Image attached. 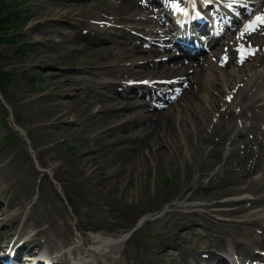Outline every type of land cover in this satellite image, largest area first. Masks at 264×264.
Here are the masks:
<instances>
[{
  "label": "rangeland",
  "instance_id": "rangeland-1",
  "mask_svg": "<svg viewBox=\"0 0 264 264\" xmlns=\"http://www.w3.org/2000/svg\"><path fill=\"white\" fill-rule=\"evenodd\" d=\"M15 2L18 0H0V19H3L5 34L0 37V68L4 67L7 74L3 96L11 107L15 121L27 132L32 148L24 140L26 132L18 133L11 128L10 110L0 99V211L3 222L8 216L10 221L7 223L15 225L13 211L23 213V218H27L28 224L36 230L49 225L52 227L42 235V241L64 243L66 239L62 232L65 226L74 240L75 232L70 225V219L74 218L84 230L86 242L91 243L88 232L112 236L125 234L142 216L158 212L160 216L163 213L159 219L147 222L133 238L109 248L112 255H121L129 264L133 261L137 264H164L156 257L153 247L150 252L147 244V235L155 232L164 233V238L157 239L155 243L166 244L169 238L189 239V247L199 253L205 249L203 246L208 243L210 235H224L234 241L256 237L254 228L260 226V222L243 224L220 221L205 212L197 215L184 213L189 209H203L205 205H213L242 194L243 189H250V177L242 183L235 175L242 168L236 160L231 165L236 172L222 171L220 149L228 143L230 136L215 150L201 149L195 143V136L191 138V134H187L180 147L173 148V142H170L171 146L167 148L163 146L159 151L153 149L142 154H139V146L118 141L114 133L107 130L106 118L94 115L96 108L87 106L77 96L67 94L72 93L69 88L81 86L76 74L70 72L71 65L80 66L88 60L77 55L75 48L70 50L73 42L71 35L64 33L65 26H62L61 33L54 30H61L56 26L37 27L40 19L57 12L56 1L24 0L19 3L20 7L14 5ZM30 10L37 15H31ZM25 21H29L26 26ZM50 22L60 24L59 20H51L47 25H51ZM13 34L25 36L31 43L30 49L17 53L21 38ZM88 94L96 95V91L90 90ZM251 111L254 115L261 109ZM262 124L264 116L254 115V119L252 116L251 125H255L259 133L264 132ZM249 135L250 129L238 137L237 143L244 145ZM99 136L110 143L99 142ZM111 145L115 146L111 148ZM247 150L250 149H243L246 153ZM260 150H263L262 160L257 172L262 175L258 182L264 187V148ZM260 150L256 155L259 156ZM239 152L240 149L238 157H245V164H249L252 154ZM186 160L192 163L187 171L183 166ZM40 165L51 170L54 168V175L39 171L42 169ZM97 167L102 169L96 170ZM65 170L68 171L66 174ZM46 185L47 194L44 192ZM41 191L44 195L40 194ZM55 196L63 210L62 217L53 207L58 206ZM39 199L45 208L36 205ZM170 201L188 202L197 207H173L168 211L165 209L168 206H164ZM126 209L132 212L128 213ZM245 216L241 212L233 219L242 220ZM187 219L203 222L206 226L184 232L179 226ZM35 220L43 223L37 226L33 223ZM189 247L184 246L186 251H173L175 261H178L176 264H182L193 255Z\"/></svg>",
  "mask_w": 264,
  "mask_h": 264
},
{
  "label": "bare ground",
  "instance_id": "bare-ground-1",
  "mask_svg": "<svg viewBox=\"0 0 264 264\" xmlns=\"http://www.w3.org/2000/svg\"><path fill=\"white\" fill-rule=\"evenodd\" d=\"M218 69V66L216 64H212V68L211 69H206L205 70V73H204V76H202L201 78H199L198 82L200 84V88H205L207 90L210 89V78L211 76H213V73H218L217 71ZM262 77L261 75H259L257 77V80L250 86V91L252 90L253 87H258L259 83H260V80L259 78ZM242 81H245L244 78L241 79V80H238L237 82H242ZM241 89V88H240ZM258 102H261V100H258ZM216 105V108L218 107V104H215ZM9 109L11 110L10 106L8 105ZM103 110L99 111V113H102ZM233 114V113H232ZM231 114V115H232ZM170 118L167 117V116H161L160 119H156L153 123H150L149 125H154L155 124V127H154V130L153 132H157L160 130L161 126H162V122L164 123H170ZM13 123V122H12ZM14 127L16 128V130L18 132H25L23 130V127L22 126H19V124H13ZM227 123L226 121L224 120H219L217 122V124L214 126L213 128V132H215L217 135H221V138L224 137L225 134H227ZM187 137V136H186ZM184 138H182L180 141H178V143H175L173 148L174 147H180L181 146V143L184 142ZM195 143L197 145H199V147L201 149H205L208 145H212V144H216L215 142V139H214V136H210V134L208 135H198L196 134L195 135ZM189 144V143H188ZM200 150V149H199ZM204 151V150H203ZM163 153V152H162ZM203 153V152H202ZM201 153V154H202ZM207 153V152H206ZM211 153V152H210ZM37 156V155H36ZM40 156V155H39ZM208 158V157H207ZM210 160V159H209ZM192 162V161H191ZM199 162V161H198ZM210 162V161H209ZM212 162V161H211ZM210 162V163H211ZM194 163V162H193ZM199 164V163H198ZM200 165V164H199ZM42 166V165H40ZM183 166L185 167V170L187 171L188 167L191 168L192 166V163H189L188 160H186L184 163H183ZM204 166V165H203ZM206 166V165H205ZM44 166H42L43 168ZM214 167V165H213ZM195 168V167H194ZM201 169V168H200ZM50 175H54V168L53 170H51L50 168H47L46 169ZM204 170V169H203ZM254 170V168H253ZM197 171V170H196ZM65 174L68 172V171H64ZM252 171H250V174H251ZM223 173V172H222ZM34 174V173H33ZM237 175V174H235ZM223 176V175H222ZM263 177V176H262ZM63 178V177H61ZM263 182V180H262ZM61 183V182H60ZM250 190L253 189V186H254V183L251 181L250 183ZM264 185V184H263ZM45 188V187H44ZM248 188V187H247ZM45 190V189H44ZM45 194L49 193L47 192V185H46V191H44ZM41 195H44L43 191H41L40 193ZM49 196V195H48ZM56 198V202H57V205L58 206H55L53 205V207H55L56 209V213L59 214L60 217L63 216V210L62 208L59 206L58 204V201H57V197L55 196ZM54 200V199H53ZM50 204V203H49ZM186 206V205H185ZM54 209V208H53ZM128 210V209H126ZM131 213L132 211H129L128 210V213ZM124 216V215H123ZM59 217V218H60ZM63 219V218H62ZM60 220V219H59ZM121 221V220H119ZM143 221V220H142ZM43 231L45 232V230L43 229ZM65 231V232H64ZM64 231L62 232L63 235H64V238L66 240H62L64 243H67V242H70L71 243V238H70V232H69V229L67 226L64 227ZM95 239H96V243L91 246L90 248H85L84 246H82V241H74L71 243V246H73V249H71V254L73 255V259L75 261V264H129L127 262H125L123 259L121 258H118L117 256H112V254H110L109 251H107L106 249L108 248L109 246V243H112L113 244V241H116L117 237H111V236H104V235H97L95 236ZM67 245V244H66ZM109 249V248H108ZM128 259V258H127ZM134 259V258H133ZM130 262V261H129ZM131 264H137L136 261H133Z\"/></svg>",
  "mask_w": 264,
  "mask_h": 264
},
{
  "label": "snow or ice",
  "instance_id": "snow-or-ice-1",
  "mask_svg": "<svg viewBox=\"0 0 264 264\" xmlns=\"http://www.w3.org/2000/svg\"><path fill=\"white\" fill-rule=\"evenodd\" d=\"M256 21L259 22L260 24H264V16H258V17H256ZM247 28L249 30H254L253 24L248 25Z\"/></svg>",
  "mask_w": 264,
  "mask_h": 264
},
{
  "label": "trees",
  "instance_id": "trees-1",
  "mask_svg": "<svg viewBox=\"0 0 264 264\" xmlns=\"http://www.w3.org/2000/svg\"><path fill=\"white\" fill-rule=\"evenodd\" d=\"M3 30H4L3 19H0V33H3L2 32Z\"/></svg>",
  "mask_w": 264,
  "mask_h": 264
}]
</instances>
